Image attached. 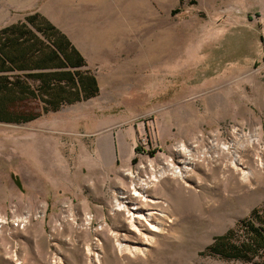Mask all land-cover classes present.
Here are the masks:
<instances>
[{
  "label": "rangeland",
  "instance_id": "rangeland-1",
  "mask_svg": "<svg viewBox=\"0 0 264 264\" xmlns=\"http://www.w3.org/2000/svg\"><path fill=\"white\" fill-rule=\"evenodd\" d=\"M34 11L81 51L98 93L0 123V217L30 215L0 224V264H262L201 253L231 230L241 241L264 210V0H0V26ZM179 144L197 148L186 174L132 189ZM135 211L151 214L136 230Z\"/></svg>",
  "mask_w": 264,
  "mask_h": 264
},
{
  "label": "trees",
  "instance_id": "trees-1",
  "mask_svg": "<svg viewBox=\"0 0 264 264\" xmlns=\"http://www.w3.org/2000/svg\"><path fill=\"white\" fill-rule=\"evenodd\" d=\"M26 21L44 35L49 43L48 47L57 53V60H60L59 55L62 56L64 60H61L62 68H80L86 65L84 58L68 37L45 17L36 13L26 17ZM3 38L5 43H2ZM32 38L34 34L30 29L23 30L15 25L0 30V72L15 71L8 66L6 68V63L15 67L17 61L28 60L27 55L32 50L28 42L30 43ZM68 50L79 57V62L71 61ZM47 60L53 62V57L49 55ZM10 76L16 79L10 80ZM22 76L39 83L34 84L35 86H25L17 81V78ZM97 93V80L88 70H77L73 74L70 71L60 70L38 74L0 75V122L24 124L34 120L36 117L26 111L29 108L28 102L23 101L28 98L40 99L47 106L45 111L56 112L66 105L92 99L97 96ZM238 227L243 232L241 241L235 240L236 232L231 230L225 235L216 237L201 254L208 252L212 256L225 260L243 262L260 258L264 264V210H253Z\"/></svg>",
  "mask_w": 264,
  "mask_h": 264
},
{
  "label": "crops",
  "instance_id": "crops-1",
  "mask_svg": "<svg viewBox=\"0 0 264 264\" xmlns=\"http://www.w3.org/2000/svg\"><path fill=\"white\" fill-rule=\"evenodd\" d=\"M36 13H39L40 15L45 17L47 20H49L46 16H44L39 11H34V12L29 13V14H26L22 19L10 21V22H4L3 24H1L0 30L14 26V25L20 27L23 30L30 29L32 31V33L34 34V38H32L30 43L28 42V45H31V47H32V50L27 55L28 60L17 61L15 63L16 64L15 67L12 66L11 64L6 63V68L8 66L9 68L15 69V71L14 72H8V73L0 72V75H25V74H31V73L38 74V73H49L51 71H60V70L61 71L62 70L63 71H70L73 74V72H75L77 70H80V71L87 70V65L80 67V68H75V67L62 68L61 62L64 61L62 56L59 55L60 60L59 59L57 60V53L54 52L55 50L53 51L48 47L49 43L46 40V38L44 37V35L41 32H38L37 30H35V28H33L26 21V17H28L30 15H34ZM5 18L6 17L1 18L0 23L3 22L4 20H6ZM50 22L56 28H58L63 34H65L68 37V39L70 40L69 36L63 30H61L59 27H57L52 21H50ZM40 27H42L41 24H40ZM2 41H3L2 43H5L4 38ZM71 43L78 50L79 54L84 58L81 51L73 44L72 41H71ZM67 52H68L69 57L71 58L72 62H74L75 60H77V62H79V57H77L75 54L71 53L70 50H68ZM13 54L18 55L19 53H13ZM49 55H51L53 57V62H49V60H47V57H49ZM85 64H86V61H85ZM9 79L15 80L16 78L10 76ZM17 81H19L20 83H23L25 86L26 85L27 86H30V85L35 86L34 84L39 83V82H36L34 80L24 78L23 76L19 77V79L17 78ZM23 101L28 102V105H29V108H27L26 111L36 117L34 120H32L30 122H33V121L41 118L43 115H48L50 113H54L51 111H45V107H47V106L40 99L28 98V99L23 100ZM81 102H84V101L75 102L74 104L81 103ZM74 104H70V105H74ZM38 107H39V110H37ZM30 122H27V123H30ZM0 123H3V122H0ZM27 123H24V124H27ZM5 124H9V123H5ZM135 143H136V134L134 132L133 133L128 132L127 135H124L118 139V147L121 151L128 150V148L130 146L133 147V145H135Z\"/></svg>",
  "mask_w": 264,
  "mask_h": 264
},
{
  "label": "bare ground",
  "instance_id": "bare-ground-1",
  "mask_svg": "<svg viewBox=\"0 0 264 264\" xmlns=\"http://www.w3.org/2000/svg\"><path fill=\"white\" fill-rule=\"evenodd\" d=\"M196 150H197V148L195 145L189 144L188 146H185L184 144H179V145H176L174 148V151L176 152L177 159H178L176 162L171 163V160H168V159L161 161V163H153V162L149 161V164L146 167H144L147 174H144V176H141V177L137 176V175L133 177L134 180L132 181V189L134 190V188H136L139 191H140V189L142 190L143 186L146 185L145 183L148 182L150 179H153V177L156 175L157 176L163 175L164 177H167V176L172 177V175L178 174L179 175L178 177L183 176L184 174H186V172H188L189 165H191L189 160L192 159L193 156L196 154V152H197ZM158 177H161V176H158ZM137 193H142V192H137ZM123 198L124 197H122L121 199H123ZM122 205H124V204H122ZM139 205H141V204H139ZM117 208L122 209L119 207H117ZM139 210H141V209H139ZM136 211L135 212H129L130 213L129 224L132 226V228H134V230L137 229V225H135L136 223H140L141 221H145V222L151 221L150 220L151 219L150 213L142 214L141 212H136ZM149 226H150L151 231H159V228L156 225L149 223Z\"/></svg>",
  "mask_w": 264,
  "mask_h": 264
},
{
  "label": "built area",
  "instance_id": "built-area-1",
  "mask_svg": "<svg viewBox=\"0 0 264 264\" xmlns=\"http://www.w3.org/2000/svg\"><path fill=\"white\" fill-rule=\"evenodd\" d=\"M166 160V158H163L162 156H159V158L157 159V161L155 163H161V161ZM169 160V159H168ZM152 162V161H150ZM149 164V162L141 165L142 170H144L147 165ZM11 214L9 219L5 218V220L2 219V217H0V224H4L7 221L11 224L12 227L16 228V229H22L23 227H25L28 224L30 215L28 213H23L21 215L15 214V207H13V209H11Z\"/></svg>",
  "mask_w": 264,
  "mask_h": 264
}]
</instances>
